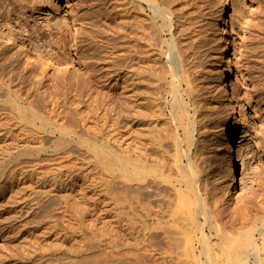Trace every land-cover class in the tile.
Instances as JSON below:
<instances>
[{
	"label": "rangeland",
	"instance_id": "rangeland-1",
	"mask_svg": "<svg viewBox=\"0 0 264 264\" xmlns=\"http://www.w3.org/2000/svg\"><path fill=\"white\" fill-rule=\"evenodd\" d=\"M70 1L74 7H67V0H0V30L10 35L12 43L8 46L0 38V94L4 78V86H11V91L31 101L35 99L33 89L40 83L46 88L40 90L43 98L33 100L39 103L40 114L46 116V111H53L55 119L59 116L60 123L75 127L76 131L68 150H47L35 157H20L21 149L19 152L11 148L9 154L0 149L6 154L4 161L16 159L23 172V176L15 177L10 171L0 178V185L5 180L3 188L11 189H5L6 194L0 190V264H152L153 259L162 256L168 259L173 255L164 256V230L157 223L152 230L136 227L139 208L133 174L130 176L135 156V138L127 122L130 116L123 115L119 121L120 109L115 105L104 106V102L103 111L100 101L94 102L104 95L109 101L111 91H115L118 61L117 51H113L106 36L100 35V42L92 39L91 34L97 30L95 24L103 27L105 20L110 24L115 18L119 21L120 16L113 13L121 7L112 11L97 4V0ZM156 2L173 19L174 29L165 38L169 42L174 35L181 39V46L198 65L199 92L196 105L190 106L194 120L190 158L198 166L199 185L208 191L213 204L229 209L223 218L230 227L254 228L264 218V0H226L224 13L219 0ZM145 8L147 5L140 9ZM135 9L134 17L137 13V17L143 18L142 11L137 6ZM73 11L80 19L74 21ZM106 13L108 17H104ZM29 43L42 54H35ZM89 74L96 76V85L86 90L85 77ZM105 80L107 86L99 99L94 91H103L101 85ZM55 83L59 84L57 96ZM81 89L89 96L75 92ZM7 101L6 95L0 96V135H6L5 142L0 140L3 145L12 144V137H21L25 132L29 135L34 130L20 122L18 113ZM88 104L103 116L109 110L107 121L99 119L91 126L109 134L105 142L112 148L110 155L115 165L114 161L103 159L102 154L80 147L88 136L82 134L85 128L75 112L89 109ZM233 131L244 136L243 168L239 165L235 169L232 165L229 151ZM54 140L51 136L46 140L49 144L40 143L46 149ZM20 145L26 143L20 141ZM167 155L172 157L173 153ZM121 161L128 176L120 172ZM150 181L154 194L160 183L167 186L155 177ZM144 193L142 216L143 207L152 213L156 203L155 198L150 203L146 189ZM263 234L264 230L257 237ZM138 245L142 250L141 262L137 263ZM150 250H155L156 255Z\"/></svg>",
	"mask_w": 264,
	"mask_h": 264
},
{
	"label": "bare ground",
	"instance_id": "bare-ground-1",
	"mask_svg": "<svg viewBox=\"0 0 264 264\" xmlns=\"http://www.w3.org/2000/svg\"><path fill=\"white\" fill-rule=\"evenodd\" d=\"M219 1L223 4L224 13L227 9L226 0ZM97 2V4H103L104 7H107L106 9L109 8L108 10L112 9L114 11L118 7H121V10L113 13L120 16L119 21L115 18L113 23L110 24L105 20L103 27L95 24L97 30H94L91 34L92 39L97 38L100 42H102L100 35L106 36L107 41L113 44L111 45L113 51H117L116 61H118L117 83L115 86L113 85L115 91H111L110 99L106 101L105 95L102 94L107 86L105 80V83L101 85L103 91L102 89L94 91L99 99L104 96L102 100H94V102L100 101L99 104L101 106L104 102H106L104 106L115 105L116 108L120 109V111H117L119 121L123 115L130 116L127 122L131 124V130L135 138L133 172L130 173V176L133 174L132 179L135 183L137 207L139 208L136 213V227L140 225L144 227V230H152L154 225H156L155 223H157L160 229L164 230L162 243L164 256L173 255L168 259L163 256L162 258L153 259L152 264L153 262L154 264H264V234L261 238L257 237L264 230V218L260 220L256 227L249 230H245V228L240 226L230 227L224 221L226 217H224V214L229 209L226 206H218L216 201L215 203L217 204H213L214 202L210 199L208 191L202 190L203 188L201 189V185H199L198 166L190 158L194 135V120L190 115V106L196 105V98L199 92L197 83L199 71L198 65L191 55L188 54V50L182 47L183 45L181 46V39L175 38L177 37L174 35L175 33H172L174 35L172 42L165 38L167 33L172 32L174 29L173 19L165 14L162 9L158 8L156 0H120L121 4H119V0H97ZM67 5V7L75 6L70 0H67ZM146 5L148 9H140H143ZM136 6L142 11L143 18H140L141 16L137 17V13L136 17H134L135 14L133 13H135L136 9L133 10V7ZM144 11L147 15H144ZM72 14L75 18L74 21L79 18H77V14L74 11ZM108 16L107 13L104 15V17ZM64 28H68V26H64ZM66 31L68 32L67 29ZM9 36L3 30H0V38H3V41L8 46H11L12 43ZM29 45L35 54L39 56L42 54L33 43H29ZM99 48L97 47V49ZM103 52L104 50H102ZM99 53L101 54V52ZM49 61L47 59V62ZM95 77L94 74H89L85 77L86 85H84V89H94L92 86L96 85L93 81ZM9 80L12 82V78H9ZM2 81L6 85L4 78H2ZM103 81L104 79H102ZM4 85L1 88L0 96L6 95L8 98L7 104L11 102L14 111L18 113L20 122L33 126L34 130L32 128L29 135V132H25L23 136H21L22 134L20 135L21 137H12L13 143H8L11 147L0 143L1 151L9 154L8 152H10L11 148L13 150L17 149L19 152L21 149V153H18L20 157H35L42 152H47V150L59 151L71 147L74 137H72V134L76 133L75 127L72 129L71 126L70 128L65 123H60L62 120L60 121L59 119L58 121L57 118L59 116L57 115L55 119L52 116V113L54 114L52 110V113L45 110L48 114L46 116L40 114L39 103L37 105L34 102L35 100L41 101L43 98L40 93L42 87L40 83L36 84L37 86L35 85L34 94L32 92V96L35 99L31 101L24 99L17 91H11V86ZM58 85V83L54 84L55 94L58 91ZM75 92H78L81 96H89L82 89ZM44 99L47 101L46 97ZM88 101L90 102V100ZM55 104L57 103L55 102ZM45 105L47 106L48 104L46 103ZM95 105L98 107L97 104ZM89 107V109L85 110L89 112L84 110L80 113L78 111L75 112L81 117L83 125L81 126L85 128L81 130L82 134L88 136V139L85 137V140L80 141V147L102 154L104 156L103 159L111 163V161H114L110 155L112 148L106 144L108 142L106 137L109 134L98 130L97 126H91L99 119L107 121V112L109 110L103 116L98 114L99 110H92L91 107L93 105ZM50 113L51 116H49ZM7 120L9 121V119ZM65 121L68 123L66 119ZM74 124L76 123L74 122ZM27 129L30 131L31 128L27 127ZM233 133L229 151L230 157H233L232 165L235 169H238L239 165L243 168L246 167L244 136L239 131H233ZM5 136L0 135V140L2 138V141L4 140L5 142ZM51 136L55 140L52 145L45 149L42 143H48L46 140L50 139ZM30 138H33L32 141L34 143L30 141ZM20 141L26 143V146L20 145ZM150 141L151 143H149ZM37 142L39 143L37 144ZM6 150L7 152H5ZM170 151L173 153L172 157L167 155ZM4 153L0 154V157H3L0 161V178H5L10 171L15 177L18 174L22 175L23 172L18 169L20 165L17 164L16 159L13 162L6 163L7 161H4L6 154L4 155ZM19 156L18 158H20ZM118 160L120 161V159ZM113 163L114 165L116 164L115 161ZM121 163L122 169L120 172L128 176V172L124 169L126 167L125 163L122 161ZM13 164H16L17 168ZM108 169L112 171L111 168ZM154 177L167 184L166 186L160 183L156 194L152 191L150 181V178L154 179ZM4 181L2 182L3 185H0V190L5 193L6 188H3L5 186ZM12 185L14 186V184ZM145 189L148 200L155 198L156 203L152 207L154 209L152 213L148 208L143 207L145 214L142 216L140 206L141 200L145 195ZM21 191L23 192V189L18 192L21 193ZM151 223L154 224L152 225ZM141 250L138 245L136 249L137 263L141 262ZM150 251L156 252L155 250Z\"/></svg>",
	"mask_w": 264,
	"mask_h": 264
}]
</instances>
